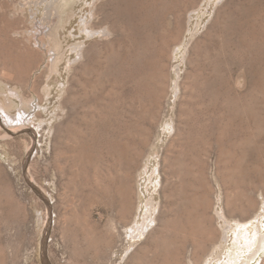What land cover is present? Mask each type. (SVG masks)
<instances>
[{"label": "rangeland", "instance_id": "1", "mask_svg": "<svg viewBox=\"0 0 264 264\" xmlns=\"http://www.w3.org/2000/svg\"><path fill=\"white\" fill-rule=\"evenodd\" d=\"M0 101V264H264V0H0Z\"/></svg>", "mask_w": 264, "mask_h": 264}, {"label": "bare ground", "instance_id": "2", "mask_svg": "<svg viewBox=\"0 0 264 264\" xmlns=\"http://www.w3.org/2000/svg\"><path fill=\"white\" fill-rule=\"evenodd\" d=\"M59 9V8H58ZM56 12H58V11H56ZM59 18V17H58ZM55 24H58L57 22L55 23ZM55 26V25H54ZM57 26V25H56ZM36 32V31H35ZM54 33V35H56L55 34V32H53ZM53 34H46V35H42L43 37H47V39H48V43H46V42H44L43 41V38H42V36L40 37V39H38V37L37 38H35L36 40H37V42L35 43V45L39 48V49H41V47H42V45H45V47L47 48V46H50V47H53V45H54V39H55V36H54ZM36 47V48H37ZM52 50H53V48H52ZM47 52L48 53H50L51 52V49H48L47 50ZM54 54H53V57H51V56H49L51 59H53L52 61H53V63H54V65H56V62H54L55 60H56V58H57V53L56 52H53ZM8 97V96H7ZM9 98V97H8ZM9 100V99H8ZM1 102V101H0ZM2 103V102H1ZM0 111L2 112V114H4V116L6 117V118H9L8 117V114L6 113V111L4 110V106L2 105V107H0ZM1 114V113H0ZM2 116V115H1ZM25 128H16V129H4V131H5V134H6V136H8V137H12L13 136V134L14 133H16V131H23ZM243 220H245V219H243ZM246 221V220H245Z\"/></svg>", "mask_w": 264, "mask_h": 264}]
</instances>
